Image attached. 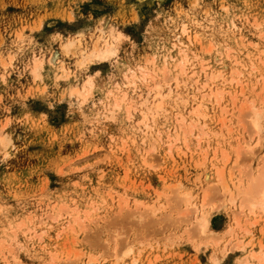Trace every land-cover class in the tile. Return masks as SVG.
<instances>
[{
    "label": "rangeland",
    "instance_id": "374dc122",
    "mask_svg": "<svg viewBox=\"0 0 264 264\" xmlns=\"http://www.w3.org/2000/svg\"><path fill=\"white\" fill-rule=\"evenodd\" d=\"M234 21L239 27L233 26ZM184 22L191 33L199 32L195 49L203 58L187 64L189 70L181 79L190 80L182 98H167L156 121H150L154 129L149 136L140 130L145 105L140 103L139 92H147L151 81L164 78L166 65L178 67V58L170 56L169 60L168 54ZM104 23L126 35L117 41L115 59L81 66V49L100 35ZM66 40L76 41L70 52L63 50ZM178 48L172 50L174 56ZM219 56L223 61L217 60ZM36 59L42 63L37 74L32 72ZM138 65L152 70L157 78L139 80L140 89L130 93L129 101L136 107L132 115L123 103L113 116L110 112L107 116L101 109L108 91L127 89L122 84L124 73ZM222 65L226 67L224 79L209 81L208 75L222 70ZM263 65L264 0H0V136L5 134L11 140L6 146L0 143V241L13 238L16 256L0 252V264H44L55 250L59 260L50 264H135L123 251L129 242L135 250L142 248L137 264H215L218 260L220 264H240L249 250L264 243V212L256 215L257 223L250 226L246 217L252 220L253 215L248 211L241 215L238 204L212 190L204 206L212 231L203 233L198 228L200 212L194 211V206L188 210L171 184L182 182L192 189L194 202H203L209 186L204 175L212 170V158L223 148L230 153L227 175L245 169L251 175L256 173L264 156V130L256 133L247 125L246 129L235 125L238 111L230 95L222 104L227 103L230 110L225 114L233 131L220 133L224 111L205 93L214 86L239 91L241 85L230 81L233 71L240 70L237 77L245 92L259 98L264 87ZM89 75L93 79L90 94L82 98L72 93ZM202 83L209 84L203 87V97L197 89ZM201 104L205 108L203 122H210L212 128H207L199 143L194 136H187L186 145L178 119L183 111L190 119L192 107ZM261 121L264 125V116ZM175 127L178 130H173ZM170 140L175 142L171 151ZM257 141V153L251 159L248 148ZM239 143L243 144L242 153L234 166V148ZM143 153L154 166L143 161ZM134 200L148 205L137 208ZM63 204L76 207L84 217L85 211H90L86 231L62 232L73 218L67 214L54 217ZM150 206L157 207L156 211ZM237 214L250 232L238 226L229 232ZM31 220L29 227L35 224L37 231L28 230L27 225L16 234L11 231L20 221ZM35 233H41V239ZM113 235L118 237V254L122 256L118 261L107 247L108 241L114 243ZM239 237L251 240L247 250L233 247ZM77 252L83 254L67 258ZM93 253L100 254L96 263L88 260Z\"/></svg>",
    "mask_w": 264,
    "mask_h": 264
},
{
    "label": "bare ground",
    "instance_id": "6f19581e",
    "mask_svg": "<svg viewBox=\"0 0 264 264\" xmlns=\"http://www.w3.org/2000/svg\"><path fill=\"white\" fill-rule=\"evenodd\" d=\"M233 26L239 27L238 23H236L235 21L233 22ZM100 31H101L100 35L97 36V38L92 42V44H90V46H88V45L85 46L84 45L83 48L81 49V52H80L81 53V58L79 60V63H80L81 66L87 65L89 62H93V61L102 63V62H106V61H109V60L113 59L118 53V48H117V45H116L117 41L122 39V37H126V35L124 33L120 32V31H118L116 29V27L111 26V25L108 26V25H106V23H104L100 27ZM78 34H80V33H78ZM198 36H199V32L196 31L195 33H191L190 30H189L188 24L186 22L182 23V25L180 27V32L175 35V37H174L175 41L173 43L172 48L169 49V54H168L169 60L171 59L170 56L174 57L175 59L178 58L179 65H178V67L175 66V69H177V70H175L174 68L170 67L171 65L170 66L166 65L163 68V71L167 72V75L164 78H161V80L159 79L158 81L155 82V80H156L155 78H157L156 75L153 73L152 70L146 68L143 65H138V66H136L134 68L127 69V71H125V73H124V75L126 77V80L124 79L122 84L124 86L128 87V88L125 89V90H122L120 93L115 92L113 89L108 91L107 100H110V101H107V100L102 101L103 106H102L101 110L103 111V113H105L107 116H109L110 113H111V116H113L112 113L116 112L115 109L117 110L118 108H121V106H123L122 104L124 103L126 105V109H127L128 113L132 115L133 114L132 111L134 109H136V107H134V105L129 101V99H130L129 96H131L130 93L131 92L135 93V91L140 89V88H138L139 80L141 81V79H142L143 81H145V80H148V79H155L154 82L151 81V83L149 84L150 86L148 87V91L147 92H144V91L139 92V96L142 97V100H141L140 103L142 105H145V108L143 109V113H145V114L143 115V119H142L143 123H142V126L140 127V130L144 131V133H147V135L150 136L151 129H154V127H153L154 125H152L154 122L151 124L150 121L154 120L155 117L160 114L159 112L163 108L162 105L166 103L167 98H169L168 99L169 101H170L171 97H174L175 99L182 98L181 96L184 94L183 93L184 92L183 88H186L185 86L188 83L187 81L190 80V79H188L186 81L185 79H181V78H184L182 74H186L187 69L189 70V67L188 68L186 67L187 64L189 62L192 63L195 58L196 59L199 58V57L203 58V56H201V54L197 51V49H195L196 46H197L195 44H197L199 42ZM77 38L79 39V37H77ZM78 39H76V40H78ZM196 41H198V42H196ZM78 42H81L80 39L78 40ZM75 43H76L75 40H69V41L66 40V42H64L62 44L63 50L69 51V48L73 47L75 45ZM81 45L82 44L80 43L79 48L78 47H76V48L80 49ZM175 46L179 47L177 49L178 50V55L177 56H174V54H172V50L175 48ZM229 49H231V48H229ZM210 50H211V48L208 49V51H210ZM228 53L230 54L229 51L227 52V54ZM55 58H56V56L55 57L54 56L51 57V61L54 62ZM167 58L168 57H166V59ZM39 59H41V58H39ZM217 60L220 61V62L223 61L222 56H219L217 58ZM208 61L209 60L207 59L206 62H208ZM41 64H42L41 61L36 59L34 61V64H33V68L31 67L32 68V72L37 74L38 73V69L41 66ZM194 65H195V63H194ZM260 66H262V65H260ZM204 69H205V67H204ZM190 70H191V68H190ZM202 70H203V67H202ZM225 70H226V67L222 65V70H219L217 72H211L208 75V79H210L209 81L214 82L215 80H217V78H220V77H222V79H224ZM260 70H262V69H260ZM191 72H192L193 76L196 75V73H197L196 70L195 71H191ZM240 72H241L240 70H234L233 73L231 74V81H230V82L234 81L237 84L241 85L239 91L233 92L231 90L232 92H230V90H225L224 87L220 88V87H215L214 86V88L210 87V89H209L210 92L205 93V94L210 95V97L213 96V98L215 99V102L217 104L221 105L220 108H221V110L224 111L223 116H221V118H220L221 119L220 128L218 129L219 131L222 130L220 133H222L224 135H225L226 131L230 132L232 127L234 126L231 123L227 124L228 120H227V115L226 114L230 110L228 109V106L226 105L227 103L226 104H222V101L227 96H230V95L232 97L231 103L234 106L237 105L236 109L238 111V114H237L238 119L236 120V123L237 122L238 123L236 124L234 122L235 125L236 126L239 125V127L241 126V127H243V129H246L244 126L247 125V126H249L252 129L253 132H256V133L262 132V130H264V125H263V123L261 121L263 116H264V87H263V90L258 93L259 94V98L252 97V96L250 97L245 92L246 90L241 84L242 83L241 78L237 77V74L240 73ZM262 72H263V70H262ZM263 77H264V75H263ZM199 78L200 77H198L197 79L199 80ZM197 79L195 81H197ZM143 81H142V84L144 83ZM164 81H165V85H164ZM259 82H261V81H259ZM207 84L208 83H202V84L199 85V87H197V89L201 93L202 97H203V87H207L206 86ZM223 84H224V82H223ZM92 85H93V79L89 75V77L86 79V81L83 84V86L82 87H75V89L73 90L72 93L79 94L80 97L85 98V97H87L90 94ZM116 85L120 86L121 84H120V82H117ZM219 86H220V84H219ZM123 89H124V87H123ZM117 91H120V89L119 90L117 89ZM253 94H254V92H253ZM139 99H141V98L139 97ZM184 100H187V99H184ZM200 100H203V99L200 98ZM176 102H178V101H176ZM200 102L203 103L202 101H200ZM193 104H195V103H193ZM185 108H186V106H185ZM230 108H231V106H230ZM233 108H235V107H233ZM180 109H182V108H180ZM203 109H205V108H203V104L197 105V107H196V105H194L192 107V109L190 110L191 114H192V117L190 119H187V117L183 116V115H185L184 111H183V115L181 117H179V119H178L179 122H180L179 125L181 126V127H179V130L181 129V131H183V134H184V138L183 139H185L184 141H186V137L187 136H194L197 139V142L199 143L201 141V139L203 138V133H207V128L211 127L212 124H210V122L209 123L208 122H203V116L205 115V112L203 114ZM167 112H165V114ZM189 115L190 114H188V116ZM169 117H170V115H169ZM169 117H167V118H169ZM230 118H233V117H230ZM154 121H156V120H154ZM156 123H158V122H156ZM168 128H170V127H168ZM203 128H205V129L203 130ZM250 128H249V130H250ZM234 129H235V127H234ZM173 130H178V129H177V127H175V128H173ZM196 130H199V133H196ZM232 131H233V129H232ZM177 133H178V135H176V136L179 137V132H177ZM172 136H174V135H172ZM178 137L176 138V140L178 139ZM179 140H180V138H179ZM9 141H11V140L8 139L5 134L0 136V143L3 144L4 146H6L9 143ZM187 143H188V141H186V145H187ZM241 143H242V141H241ZM259 143H260V141H257L255 144L250 145V147L248 148V151H249V153H248L249 155L248 156L251 157V159H252V156L254 158V155H256V153H257L256 152V147H258ZM167 145L169 147V151H171L172 148L175 145V142L172 141V140L167 141ZM242 146H243V144H240V143L235 146V148H234L235 152L234 153H236L235 154L236 156L233 157L234 160H235V161L232 160L233 164H234V162H235L236 165L239 163L240 154L242 153L241 152V147ZM144 152H146V150ZM261 158H262V160L260 162L262 164H260L258 166L259 168L257 167L258 170H256V173L254 172V175H251V172L248 173V172L245 171L247 169H245L243 171H245L247 176L243 177L242 176V174H243L242 172L243 171H238L239 173H236V171L235 172L231 171V172L228 173L230 175L226 174V167H227V165H228V163L230 161V153L228 152V150L226 148H223L221 150L220 155L218 153H215V155L212 158V170L209 173H206V175H204V177L206 178V183L209 186L205 188V190H204L205 193H204V195L202 194L203 195V197H202L203 199L201 198L203 200V202H200L199 204L197 203V201L196 202L193 201L195 199V194H193V191H192L191 188H189V187L185 188L183 183L180 182V181L171 184V185L176 187L175 191L178 194L179 201L181 203H183L188 210H189L190 206H194L195 209H196L194 211L200 212V215L198 217V226H199L198 228H200V230L203 233L210 229V216H209V214L205 213L206 210H204L205 209L204 206L206 204L205 200L207 198V195L212 190H213L214 194H219L220 193L221 196L224 197L226 199V201L230 202L231 204H233V205L234 204L235 205L238 204L239 208L241 207L239 210L243 213V214L241 213V215H244V213H246L247 211H248V213L250 215H253V218L254 217L255 218L252 219V220H250L249 217H246V219L248 218L247 222L249 223L250 226L251 225H255L257 223L258 218L256 217V215L260 214V212H264V156L261 157ZM142 159L147 165H149V166L153 165L154 166V164H153L154 161L150 160L147 157V153H143ZM203 162H205V161L203 160ZM235 164H234V166H236ZM232 167L233 166H231V169H232ZM235 168L236 167H234L233 169H235ZM228 171H230V170L228 169ZM158 192H160V191H158ZM168 194H170V193L168 192L167 196H169ZM121 198H123V197H120L119 201H118L120 206H121V203H120L121 202L120 201ZM157 198L158 197H156L154 200H156ZM124 203H125V205H127L128 200L126 202L124 201ZM124 203H122V204L124 205ZM223 203H225V201ZM134 204L137 206V208L138 207L140 208L141 205H146V206L148 205L146 203L144 204L140 200L139 201H135L134 200ZM151 204H153V203H151ZM163 204L164 203H162V202L160 204V201H159V205H163ZM155 208L157 209V207H155ZM155 208L151 207V209H152L151 211L152 212L156 211ZM75 209H77V208L76 207L72 208L70 206H67L66 204H63L62 206H60L59 212L55 214V216H54L55 218H58V217L61 218L64 214H67V215H70V217H73L72 219H70V220H68L66 222V226L64 225L65 228L62 230V232H66L65 229L66 230H71L73 232H79L81 230L86 231L85 227L87 228V225L85 224V220H86V218H88L87 216L90 213V211H85V215L86 216L84 217L82 214H79L80 213L79 211L77 212ZM202 210H203V213L201 214ZM92 211H94V210L92 209ZM32 222H33L32 220L28 221V222L20 221L17 224L18 228L16 227L17 229L15 230V227H14V228L11 229V231L16 234V232L18 230H21L26 225L28 226L27 229L29 230L31 228V227H29V224L32 223ZM234 223H235V225L229 226L230 227L229 232H231V233L236 231L237 226L240 227V230L241 229H245V232H247V233L251 231V229L248 226H242L241 216L238 215V214L234 217ZM36 228H37V225L34 224L33 227L31 228V230L32 231H35V230L37 231ZM25 231H24V233H25ZM210 231H212V230L210 229ZM212 233H214V232H212ZM35 234L39 237V239H41V233H35ZM57 236L59 237V236H61V234H58ZM223 236H224V234H223ZM114 237H116V236H114ZM5 240H1L0 241V248H1L0 252H2L3 255H6V256L8 255L7 253H9V254H12L13 257H16L14 255V253H13L14 249L12 247L13 238L10 241H5ZM228 241L226 240L227 243H228ZM250 241L251 240L246 241L242 237H239V238H237L235 240L236 244L233 247H237V248L242 249V251H245V250H247L246 247H247V245L250 244ZM127 244L128 245H126L124 250H123L124 254L125 255H131L132 263L137 264V262L140 260V256H141V253H142V248L137 247V249L135 250V247H134V245L132 243L129 242ZM118 246H119L118 237H116L114 239V243L113 244H111L110 241L107 242V247L111 250L112 257H115L117 261L120 259V257H122L121 255L118 254V251H119V247ZM74 254L75 255L67 254V258L68 259H72V257L73 258L74 257L77 258L81 254H83V252L82 253L77 252V253H74ZM99 255L98 254H94V253L93 254H89V256H88L89 262L96 263L97 261H99ZM59 256L60 255H59V253L56 250L55 251H51L49 262H45L44 264H50V263L56 262ZM242 258L243 259L241 261H239V263L241 262L240 264H264V243L260 242V245H259L258 249L254 248V249L249 250V252ZM220 262H221L220 260H218L217 262L215 261V264H220ZM150 264H151V261H150Z\"/></svg>",
    "mask_w": 264,
    "mask_h": 264
}]
</instances>
